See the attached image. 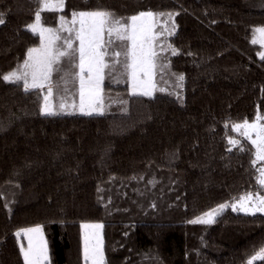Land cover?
Instances as JSON below:
<instances>
[{
	"label": "trees",
	"instance_id": "1",
	"mask_svg": "<svg viewBox=\"0 0 264 264\" xmlns=\"http://www.w3.org/2000/svg\"><path fill=\"white\" fill-rule=\"evenodd\" d=\"M38 8V0H0V74L39 47L27 29ZM96 8L117 17L178 13L167 42L179 54L162 52L171 66L156 77L169 92L131 95L118 65L105 70L103 114L49 116L41 90L0 80V264H24L15 234L36 225L50 264H84V222L104 225L105 264H248L264 248L263 213L228 208L215 223L189 221L264 194L254 149L232 128L264 117V60L252 42L264 27V0H66L62 12L42 19L59 28L60 15ZM72 64L62 58L53 73L57 102ZM172 73L183 74V87Z\"/></svg>",
	"mask_w": 264,
	"mask_h": 264
},
{
	"label": "snow or ice",
	"instance_id": "2",
	"mask_svg": "<svg viewBox=\"0 0 264 264\" xmlns=\"http://www.w3.org/2000/svg\"><path fill=\"white\" fill-rule=\"evenodd\" d=\"M39 8L34 13V22L27 25V29L40 39L39 47H31L26 51V58L22 64L7 74H0V80L9 84H21L25 92L33 90H46L43 96L41 112L44 115H59L68 106L61 98L59 111L52 103L54 95L53 73L59 72L56 67L62 58L74 61V72L65 73V77L72 76L77 85L76 94L79 97L78 111L84 115L103 114L105 111L103 82L105 70L115 71L120 65L123 75L127 77L125 82H130L131 95L152 97L156 91H167L159 87L156 79L161 78L166 70H170V61L161 56L164 51H170L171 55L179 54V49L167 42V38L176 34L174 17L178 13L154 12L152 10L140 11L130 17H117L111 10L104 8L79 10L71 12V20H66L64 15L58 17L59 28L47 27L43 23V12H62L66 7V0H38ZM4 13L0 12V25L5 24ZM167 17V20L161 18ZM171 22V26L169 23ZM70 25V26H69ZM75 32V40L78 47L74 48L71 38L64 39L63 50L57 47V41L61 39L60 31ZM260 36L259 42L264 44V28L256 29ZM107 34L108 39H105ZM115 37V41L112 37ZM161 37L164 39L161 40ZM116 41L121 42L113 45ZM253 43H257L253 39ZM119 49V50H118ZM264 60V52L260 54ZM110 58L111 63L106 60ZM123 57L121 60L120 58ZM179 87H183L185 77L183 74L172 73ZM65 91L68 89L65 88ZM177 98L180 94L175 93ZM126 103V102H125ZM72 108H77L75 102ZM264 117L256 116V122L250 123L245 119L242 123L232 125V128L244 137L254 149L252 152V165L264 162V123L260 121ZM227 127V126H226ZM253 133L255 137L253 138ZM228 144L239 151L244 150V145L235 138L228 137ZM231 151V149H229ZM259 172L258 183L264 189V167L257 169ZM239 211L245 214L256 215L264 213V194L247 193L234 202L221 203L217 207L204 212L202 215L189 221L192 224H212L215 218L225 209ZM83 234V260L84 264H105V254L101 223L81 225ZM27 236V246L20 245V252L24 264H50L49 251L43 235V226L22 229L16 232ZM264 259V248L253 256V260Z\"/></svg>",
	"mask_w": 264,
	"mask_h": 264
},
{
	"label": "rangeland",
	"instance_id": "3",
	"mask_svg": "<svg viewBox=\"0 0 264 264\" xmlns=\"http://www.w3.org/2000/svg\"><path fill=\"white\" fill-rule=\"evenodd\" d=\"M125 18H127V17H125ZM71 20V19H70ZM69 20V21H70ZM163 21V20H162ZM70 26V25H69ZM260 28H264V27H260ZM60 36H61V39L59 40V41H57V47H60L62 50H63V47H64V45H63V41H64V39H68V37H70L73 41H74V48L75 47H78V41H76L75 40V32H73V33H68V32H66V31H63V30H61L60 31ZM64 34H66V35H64ZM70 35V36H69ZM68 36V37H67ZM105 39H108V36H107V34H105ZM112 39L115 41V37L113 36L112 37ZM162 39H164L163 37H161V40ZM255 39L258 41L257 43L258 44H260V46H261V52H264V44H262V43H260L259 42V40H260V36H259V34L256 32V36H255ZM116 44H119V41H116L115 42V44H114V46H116ZM119 50V49H118ZM260 52V53H261ZM20 64H22V62L20 63ZM19 64V65H20ZM17 68V67H16ZM16 68H14V69H12L11 71H13V70H15ZM73 70V72L76 70L74 67H72V69H71V71ZM10 72V71H9ZM125 76V75H124ZM63 79H62V81H63V84H64V88H67L68 90L67 91H65V96H63V95H60V101L59 102H57V100H56V97H55V94L53 95V97H52V103L54 104V106H55V108H56V110L57 111H59V105H60V103H61V98L63 97L64 98V100H65V102H66V104L68 105L66 108H65V110L63 111V112H61V113H68V112H76V113H80L79 111H78V106H79V97H78V95L76 94V89H77V85L74 83V81H73V77L72 76H67L66 78H65V76H63L62 77ZM124 78V77H123ZM106 82V79H104V82H103V87H104V83ZM53 83H54V85H56L55 87H54V93H55V88L57 87V82L55 81V78H54V76H53ZM114 84H116L117 82L115 81V82H113ZM160 87V86H159ZM165 88V87H164ZM42 92H43V94L45 95L46 94V90H41ZM129 92H130V94H131V88H130V82H129ZM169 92V90H167L166 91V93H168ZM157 93H160V91H156L155 92V94H157ZM175 93H176V91H175ZM154 94V95H155ZM177 97V96H176ZM180 97V96H179ZM73 102H75L76 103V105H77V108H72L71 107V104L73 103ZM80 114H82V113H80ZM93 115H95V113L93 114ZM252 122H256V119L254 120V121H252ZM252 122H250V123H252ZM260 123H264V119H262L261 121H260ZM237 132V131H236ZM238 133V132H237ZM239 134V133H238ZM255 137V134L253 133V138ZM259 166L260 167H264V162H259ZM193 192V191H192ZM193 194V193H192ZM191 194V195H192ZM226 210V209H225ZM224 210V211H225ZM223 211V212H224ZM237 212H239V211H237ZM241 213H243V212H241ZM264 214V213H263ZM216 219V218H215ZM85 223H89V224H94V223H90V222H84V223H82V224H85ZM81 224V225H82ZM81 228V232H82V238H83V234H84V229H82V227H80ZM26 229V228H25ZM43 235H44V233H43ZM102 237H103V235H102ZM44 238H45V236H44ZM46 240V239H45ZM19 241H20V245L21 244H24V246L26 247L27 246V236H25L23 233H21V236L19 237ZM83 244H84V240H83Z\"/></svg>",
	"mask_w": 264,
	"mask_h": 264
}]
</instances>
